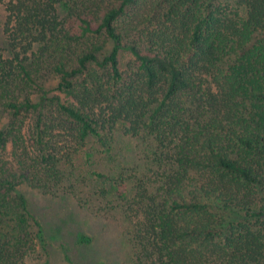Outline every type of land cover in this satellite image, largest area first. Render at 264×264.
Segmentation results:
<instances>
[{"label": "trees", "instance_id": "1", "mask_svg": "<svg viewBox=\"0 0 264 264\" xmlns=\"http://www.w3.org/2000/svg\"><path fill=\"white\" fill-rule=\"evenodd\" d=\"M0 7V264L48 253L23 187L113 194L133 264H264V0ZM123 139L141 173L84 174Z\"/></svg>", "mask_w": 264, "mask_h": 264}, {"label": "rangeland", "instance_id": "2", "mask_svg": "<svg viewBox=\"0 0 264 264\" xmlns=\"http://www.w3.org/2000/svg\"><path fill=\"white\" fill-rule=\"evenodd\" d=\"M4 20L5 12L0 7V53L6 54ZM118 149L111 161L103 156L101 160H94L91 167L83 161L84 174L99 169L114 177L121 172L130 177L135 167H139L141 173L144 163L139 155L138 141L123 139ZM82 167V164L77 165V169ZM22 191L30 210L44 223L49 241L48 253L41 252L39 259L31 264H133L128 236L130 226L113 194L94 195L88 188L80 187L76 193L79 192L85 203L79 204L72 195L51 196L30 187H23ZM83 236L91 237L92 242L81 243Z\"/></svg>", "mask_w": 264, "mask_h": 264}]
</instances>
